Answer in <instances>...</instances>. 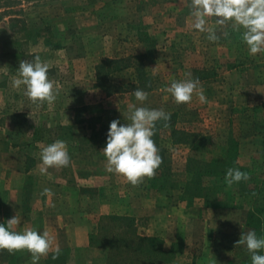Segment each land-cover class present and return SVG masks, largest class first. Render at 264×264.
<instances>
[{"label":"crops","instance_id":"crops-1","mask_svg":"<svg viewBox=\"0 0 264 264\" xmlns=\"http://www.w3.org/2000/svg\"><path fill=\"white\" fill-rule=\"evenodd\" d=\"M6 1L9 3L0 4V68L8 67L7 74L0 71V224L6 226L7 220L17 215L21 222L13 231L34 228L41 234L49 233L53 250L58 245L61 254L53 259L50 252L38 264H239L236 242L242 233L252 231L246 224L245 211L209 207L199 199H182L185 180L169 183L175 163L170 161L167 150L160 149L165 161L155 175L166 177L165 189L155 190L152 179L134 187L124 177L108 173L102 152L106 147L105 132L109 131L103 127L105 121L99 119L95 126L89 115L80 119L79 108L88 111L91 102L79 105L76 83L63 86L61 82L62 64L71 67L81 63L83 55L77 53V37L62 43L61 37L56 41L49 32L55 34L62 28L94 30L95 15L103 12L111 0H68V5L63 0ZM178 1L169 0L171 29L181 15L190 24L185 23L184 28L193 30V23L188 22L193 20L189 17L190 0ZM158 5L154 3L153 9L157 11ZM149 7L152 10V5ZM215 19L210 17L208 24L219 28ZM123 28L132 27L125 21ZM236 42H213L212 47L221 52L203 61H242L225 74L216 69L215 78L237 79L244 67L248 82L230 81V93L245 90L239 105H231L230 109L243 106L253 110L260 102L264 107V53L251 57L247 48L246 57L239 59L233 53ZM190 44L195 46L196 42ZM225 44L227 55L222 51L228 50L221 48ZM36 55L49 63V79L59 85L56 101L39 107L24 94L23 86H12L20 61H32ZM121 56L114 60L125 59V54ZM109 58L104 60H112ZM91 65L87 79L91 89L85 92H95L104 99L133 94L134 90L122 92L116 86V91L107 95L96 86ZM116 74L119 73L107 79ZM233 100L237 102L238 98ZM234 118L228 120L234 122ZM262 119L264 123V116ZM247 135L245 139H235L239 146L247 143L250 149H264V133ZM57 139L66 142L72 162L69 167L50 168L48 174H41V150ZM179 145L183 155L188 152L185 145ZM45 188L51 189L53 195H41ZM0 264H32L31 254L0 250Z\"/></svg>","mask_w":264,"mask_h":264},{"label":"rangeland","instance_id":"rangeland-1","mask_svg":"<svg viewBox=\"0 0 264 264\" xmlns=\"http://www.w3.org/2000/svg\"><path fill=\"white\" fill-rule=\"evenodd\" d=\"M182 1L179 0L177 3ZM63 2L68 5V0H63ZM156 2L159 4L157 11L155 8L153 9ZM7 3L9 2L2 0L0 4L5 5ZM107 4L103 12L95 15L96 27L94 30L81 29L75 31L72 29L63 31L62 28L56 30L55 34L49 32L50 37L53 38L54 36L56 41L61 37L62 43L77 37L76 49L78 54L83 55V61L72 64L71 67L68 64H62L59 74H61L63 86H68L69 82L76 83L79 105L91 102L88 111L79 108L78 116L80 119H87L89 115L90 122L96 126L99 119L103 118L105 121L103 127L109 129L113 120H119L121 125L131 122L127 117L132 105L163 109L170 114L171 119L167 122V127L162 128L160 125L159 130L156 127V134L153 139L159 149L168 151L170 161L175 163L172 168L173 172L169 174L171 178L169 181L177 183L182 179L187 180L189 170L187 165L185 168V161L188 157H195L196 160L203 163H209L214 159H223L231 154L228 151L229 139L235 141V139H245L247 134L256 136L264 133V123H261L264 116L262 102L258 103V108L253 110L243 108V106L241 109H230L231 105L238 106L239 100L243 98L245 92L243 89L239 90L238 94L230 93V81H237L238 84L240 81L248 82L244 74V67L241 69L243 71L242 76H238L237 79L236 77H231V80L227 77L215 78L216 69L225 74L226 70L229 71L230 67L237 65L238 62L242 63V61L226 60V62L217 63L215 60L212 62L203 61V59L211 58L215 53L221 52V49L217 52L212 47L213 42L206 38V33L203 36L196 29H185L184 25L187 22H184L185 18L183 20L181 15L175 18L174 29H171L168 15L170 12L169 0H111ZM151 5L152 10L149 7ZM189 17L192 18L191 15ZM125 21H128L131 29L123 28ZM188 22L193 23L194 21ZM186 25L190 24L187 23ZM136 27L140 29H135ZM208 27L214 26L208 24ZM217 27H219L216 28L219 36L217 41H226L228 44L235 43L237 39V50L233 53H237L239 59L245 58L247 46L242 41L243 29L236 31L231 23H228L225 28ZM224 31L229 33L227 38L222 34ZM134 39L139 43H136ZM194 41L196 44L192 46L190 42ZM226 44L221 48L228 50L222 51L227 55L229 49ZM121 54H125L127 59L124 64L126 67L117 71L116 73L119 74H116V77L112 75L114 77L110 78L109 81L115 86H119V90L122 92L125 89L129 91L141 89L147 92L148 100L144 104H140L135 96L132 97L133 94L104 99L95 95V92L92 95L90 92H85L91 86L87 80L89 73H91V63L97 77L98 67L103 64L105 58L111 57L109 59L114 60L118 57L122 58ZM229 58L233 59L232 57ZM118 66L123 67V64L120 63ZM112 69L114 68H111V65L107 67L106 64V68L100 72L103 71L105 74V71L109 73ZM75 72H77V77H74ZM69 76L72 77L69 78ZM187 77L199 78L198 80L203 81L200 86L203 88L209 103H201L194 95L190 104H177L170 93L162 91L169 87L173 80L184 81L188 79ZM234 97L238 98L237 102L233 100ZM230 117H236L234 122L228 120ZM179 132L186 135L182 136L183 134L180 135ZM107 133L105 132V134ZM188 134L208 137L205 140L206 145L198 151L190 150L185 143ZM177 138H181L180 141H177ZM189 138L191 139V137ZM236 143L238 145L236 164L238 167L247 169L250 179L244 181L240 187H237V183H235L237 186L233 184L229 186L225 177L219 179L206 178L204 182L208 185L223 186L225 188L223 197H232L235 201L232 208L243 209L246 224L253 226L248 227L252 228L258 237L264 238V149H260L259 152L257 149H250L247 143H242L241 146L238 142ZM179 144L185 145V148L188 149L184 155L182 154L184 150ZM164 161L165 158H163ZM237 251L239 264L242 258H246L243 264H251L250 254L245 245H239ZM259 254L264 255V251Z\"/></svg>","mask_w":264,"mask_h":264},{"label":"clouds","instance_id":"clouds-1","mask_svg":"<svg viewBox=\"0 0 264 264\" xmlns=\"http://www.w3.org/2000/svg\"><path fill=\"white\" fill-rule=\"evenodd\" d=\"M190 12L193 17V27L200 33H206L210 42L219 39L217 29L208 27V19L215 17V24L225 28L228 23L234 30L242 31V41L246 44L249 54L255 56L264 53V0H190ZM224 37L229 33L224 31ZM50 65L36 55L32 61L22 60L16 75L12 77V86L20 89L38 107L47 103L53 104L58 96L59 85L49 79ZM8 67L0 68L7 74ZM190 75V74H189ZM162 91L170 93L177 104H190L195 95L201 103H209L200 86L198 79L184 81L173 80L169 87ZM136 100L144 104L148 100V93L136 89L133 92ZM130 123L121 125L119 120L111 121L107 133L106 147L102 150L105 158V170L124 177L127 182L136 187L145 179L155 178L157 170L163 163L160 149L153 137L159 121H170L171 116L163 109L131 106L127 117ZM41 174H48L50 168H65L71 164L67 144L63 140H55L44 146L40 153ZM229 186L250 179L247 173L238 168H229L225 175ZM41 195L52 196L51 189L45 188ZM20 218L15 215L7 220L6 226L0 224V250L10 254L27 251L31 254L32 264H38L41 257L50 252L53 259H58L61 249L57 245L53 250V241L49 233L42 234L34 228L23 232L13 231V227L20 224ZM245 245L250 254L251 264H264V238L258 237L255 231L242 233L235 246Z\"/></svg>","mask_w":264,"mask_h":264},{"label":"trees","instance_id":"trees-1","mask_svg":"<svg viewBox=\"0 0 264 264\" xmlns=\"http://www.w3.org/2000/svg\"><path fill=\"white\" fill-rule=\"evenodd\" d=\"M125 62H127V59H119V60H104L103 64L98 67V73L96 77V86L103 90L107 95L111 94L113 91H116V86L110 82L107 78L110 74L120 71L121 69H125L126 65ZM123 64V67H119L118 64ZM109 65H111L112 69L109 73L108 71H105V74L103 71L100 72V70H103ZM108 70V68H107ZM161 123V124H160ZM165 121H159L157 122V130H159V126L163 128L165 125ZM165 128V127H164ZM176 132V131H175ZM180 135H182V132H179ZM186 134H183L182 136H185ZM180 137V136H179ZM191 137V139L189 138ZM184 139V137H181ZM180 138V139H181ZM208 137H202L200 135H192L188 134V138L185 139V143L189 146L190 150L192 151H198L201 150V148L206 145L205 140H207ZM180 139L177 138V141H180ZM183 143V142H182ZM238 148L237 143L232 139L228 140V151L231 152L229 156H225L223 159H214L209 163H203L199 160H196L195 157H188L186 160V165L189 170L187 175V180L185 181L184 186L181 190V198L187 201H193V200H202L204 205L209 207H215V208H232L234 204V199L232 197L227 196L226 198L223 197V193L225 192V188L218 184H212L208 185L205 184L204 180L206 178H223L226 175V171L229 168H238L240 171L247 173V169L238 167L236 164L237 159V153L236 150ZM166 177L160 176L155 177L152 179L151 184L152 187L156 190L159 189H165L166 187ZM169 183H171L169 181ZM238 186L234 183L233 185L240 187L242 184H244V181H241L237 183ZM169 185V184H168ZM247 226H250L247 223Z\"/></svg>","mask_w":264,"mask_h":264}]
</instances>
